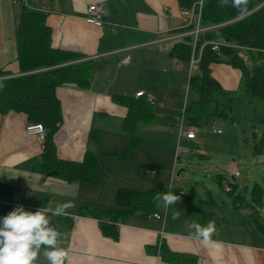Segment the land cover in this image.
Wrapping results in <instances>:
<instances>
[{
    "label": "crops",
    "instance_id": "obj_1",
    "mask_svg": "<svg viewBox=\"0 0 264 264\" xmlns=\"http://www.w3.org/2000/svg\"><path fill=\"white\" fill-rule=\"evenodd\" d=\"M97 1L100 0H0V69L15 75L21 73L16 41L21 6L45 12L47 24L52 28V47L78 54L75 62L91 61L88 87L65 83L56 88L62 106V122L54 135L58 157L81 161L91 152L96 155L100 179L109 173L117 176L116 169L140 168L144 175L143 172L149 173L148 169L155 167L143 164L144 136L136 130L137 137L132 144L131 137L124 131L128 108L114 96L136 97L137 92L145 91L144 97H155L156 120L140 125L171 128L172 138L157 142H172L175 146L176 131L179 138L183 120V103L177 101V97L180 99L186 92L191 71L186 63L171 55L174 43L160 39L163 33L181 28L185 17L177 0H105L108 14L106 22L99 27L86 17L88 5ZM211 69L213 77L225 90L238 87L240 71L227 63H213ZM29 122L24 112L0 113V216L5 215L8 208L19 205L35 211L71 204L64 215L47 214L50 225L58 233L56 246L66 253L64 264H178L162 260L159 250L162 242L171 251L185 255L184 264H264V237L252 224L248 211L237 210L231 200L227 208L236 213V230L231 218L227 220L226 230L222 221H218L210 237L219 241L221 247H205L199 239L193 238L196 226L207 224L204 203H209L207 196L211 189L201 191L204 194L199 198L202 205L193 210L201 212L198 217L187 213L192 212V205L187 209V204L195 201L194 196L200 192L192 195L182 187L188 198L166 206L160 199L169 191L164 189L154 212L164 214V220L154 218L153 213L149 216L133 213L126 219L123 216L117 240L105 236L100 220L91 214L97 209H118L119 188L147 190L166 185L161 182L153 186L121 184L103 192L97 189L100 182H69L44 174L40 168L43 141L26 132ZM91 131L98 132V141L90 138ZM197 137L196 133L194 139H181L185 138L183 145L191 146ZM115 152L123 155L113 154ZM162 172L159 169L155 175L161 176ZM181 181L178 179L176 185ZM94 189L99 191V196L80 199L82 195L91 197ZM114 204V208L107 206ZM179 207L187 210L182 212ZM105 219L109 220V216ZM33 264L48 262L38 253Z\"/></svg>",
    "mask_w": 264,
    "mask_h": 264
},
{
    "label": "trees",
    "instance_id": "obj_2",
    "mask_svg": "<svg viewBox=\"0 0 264 264\" xmlns=\"http://www.w3.org/2000/svg\"><path fill=\"white\" fill-rule=\"evenodd\" d=\"M177 1L181 10L191 8L195 4L198 7V4H201L200 23L210 28L198 33L197 37L189 34L181 40L165 39L179 31L182 26L174 32L163 33L160 40L174 43L171 47V55L186 63L188 70L192 72L188 76L187 92L193 88L198 95L189 105H183L182 122L184 123L181 122L183 129L211 123L209 116L229 118L234 98L228 96L227 90L213 77L211 69L213 63H227L240 71L238 88L241 96L256 97L264 101V0H247V10L244 15H240L231 6V0L224 5H221L219 0ZM182 16L185 17L183 14ZM46 18L45 12L30 10L25 5L21 6L16 25L21 73L15 75L0 69V113L5 114L11 110L24 112L30 122H40L44 125L46 134L43 139L44 150L40 158L42 173L69 182L96 184L100 180L96 171L98 164L96 155L88 151L81 161L65 160L58 157L54 143V135L62 122V106L56 95V88L65 83L88 87L91 81V61L75 62L79 58L78 54L53 48L52 28L47 24ZM106 18L107 15L105 22ZM213 25L219 26L212 28ZM193 26L195 25L191 24L187 28L193 29ZM211 41L223 44L219 51L212 48ZM193 58H199V61L193 64ZM114 99L128 108L124 131L131 137L133 144L140 123L156 120L153 106L157 101L152 103L144 96H114ZM260 121L264 122V115ZM231 122L234 129L235 119L231 118ZM243 130L246 131L245 128ZM247 133L245 132V143L249 142ZM253 136L250 146L254 154L264 155V130L260 134L255 131ZM90 138L98 141V132L91 131ZM131 147L133 148V145ZM113 154L123 155L117 152ZM155 173L151 170L149 172V174ZM236 176L237 174L227 180L223 174L218 173L216 180L221 185H224V179L227 181V185L222 186L226 193L232 195L231 201L235 204L232 206H236L237 210L248 211L252 224L264 237V187L258 178L255 179L250 198L249 184L247 183L248 185L246 184L245 189L242 190ZM164 189H171L172 192L183 190L185 194L182 199L188 198V193L182 187H175L172 181L170 187L162 186L147 190L119 188L118 209H97L91 216L100 220V228L105 236L117 240L120 235L121 220L124 221V218L137 212H141L144 216L154 213ZM13 208L15 207L8 208V212ZM106 215L109 216V220L105 219ZM159 247L164 262L185 263V255L171 251L163 242Z\"/></svg>",
    "mask_w": 264,
    "mask_h": 264
},
{
    "label": "rangeland",
    "instance_id": "obj_3",
    "mask_svg": "<svg viewBox=\"0 0 264 264\" xmlns=\"http://www.w3.org/2000/svg\"><path fill=\"white\" fill-rule=\"evenodd\" d=\"M227 95L234 98L231 112L228 115L229 118L217 115L209 116L211 123L193 127L196 129L198 137L192 142L193 145L190 146V151H181L184 144L183 139L185 138L181 139L180 143H177V131L175 146L172 142H157L158 139L167 140L168 137L172 138L173 130L171 128H144V126L140 125L139 131L138 127V133L141 132L145 140L144 149L146 154L143 164L147 167L154 164L155 167H157V171H159V169L160 171H164L161 176L149 174L147 172H143L144 175H142L140 168H130L128 170L116 169L114 171L117 173V176L112 175V173L101 176V179L97 182V184L100 182L97 189L108 192L110 189L118 188L121 184L153 186L159 185L160 182L170 187L172 181L173 184L175 182V186L186 188L192 195L200 192V194L194 196L193 199L195 201L187 204V209L192 205V212L187 213L195 217L201 215L200 211H193L196 206L202 205L199 198H203L204 194H202L201 191L211 189V194L207 196L209 203H204L206 207V223L212 222L215 224L218 221H222L223 229L226 230V228H228L227 220L231 218V222H233L236 230V213H233L232 210L227 208L232 195L226 193L223 186L227 185L225 179H232L233 166L236 165L239 169V174H237L236 178L241 184L242 190L245 189L247 183L249 184L250 198L255 179L258 178V181L264 187V155H255L252 146H250V143L252 144L253 141L254 132L256 131L260 134L264 130V122L260 121V118L264 115V101L256 97L248 98L241 96L238 87L228 89ZM180 96V99L177 97V101L182 102L183 105H189L198 95L196 91L191 88L188 92L186 89V92H183ZM231 118L235 119L236 125L234 129ZM214 128L222 130V133L214 132ZM243 128L246 129L245 132H248V143H245L246 137ZM177 149L179 150V155L177 154ZM177 156H179V159L175 162ZM231 162L230 169L229 165ZM100 165H102V162H100ZM150 170L152 169H148V172H150ZM218 173L224 175L225 179L224 185L222 184L223 186L216 180V175ZM178 179L182 180L179 183L180 185H176ZM97 196H99V191L94 189L91 197L82 195L80 199H94ZM180 199L182 198H179V200ZM107 206L110 209L114 208L116 205ZM179 209L182 212L187 210L182 207H179ZM7 213L8 209L5 215ZM180 221H185V218H180ZM184 223L185 222H180V224Z\"/></svg>",
    "mask_w": 264,
    "mask_h": 264
},
{
    "label": "clouds",
    "instance_id": "obj_4",
    "mask_svg": "<svg viewBox=\"0 0 264 264\" xmlns=\"http://www.w3.org/2000/svg\"><path fill=\"white\" fill-rule=\"evenodd\" d=\"M221 5L228 0H219ZM231 6L240 15L247 10V0H231ZM160 199L166 206L174 204L179 196L171 191L161 195ZM71 204H61L55 209L47 207L38 208L35 211L26 210L19 205L0 216V264H33L37 254L44 256L48 264H64L66 253L57 247V231L50 225L52 216L65 214V209ZM214 232V224L208 222L204 226H196L194 239H199L205 247L219 249L221 243L210 237Z\"/></svg>",
    "mask_w": 264,
    "mask_h": 264
},
{
    "label": "built area",
    "instance_id": "obj_5",
    "mask_svg": "<svg viewBox=\"0 0 264 264\" xmlns=\"http://www.w3.org/2000/svg\"><path fill=\"white\" fill-rule=\"evenodd\" d=\"M199 5L200 6L198 9L195 8V5L191 8L182 9L181 13L187 18V21L185 22V24L183 25V27L179 31L173 33L172 35L167 36L165 39H179V40H181L189 34H191V35L194 34L195 37H197L198 33L205 31L207 29H210L209 27L202 26L200 23L201 4H199ZM107 12H108V8H107L105 0H100L97 2L90 3L88 5L87 10H86V17L90 23H92L94 25H102L105 22V17L107 15ZM191 24H194L195 26H193V29H188L187 27L191 26ZM218 26L219 25H213L212 28H216ZM211 43H212V48L216 51H219L220 46L223 45L221 42H217V41H211ZM195 44H196V39H195L194 45ZM201 51H202V48H201ZM198 61H199V58H193L192 59L193 64L197 63ZM145 94H146L145 91H139L136 93V96L137 97L145 96ZM148 99L152 103H155L157 101V99L151 95L148 96ZM213 130L216 133L222 132V130L216 129V128H214ZM26 132L28 134L35 135L38 138V140H40V141H43L44 136L46 134L45 127L40 122L28 123L26 125ZM183 136H185L188 139H194L196 137L195 129L189 127L186 130V129H183V127L181 125L180 130H179L178 143H180L181 138ZM181 151L182 152L190 151V147L187 145H183ZM178 152H179V150L177 149V154L179 155ZM178 157L179 156H177L175 162H177ZM233 167H234V169L232 170V175L235 176L236 174L239 173V171H238V168L236 166H233ZM156 171H157V167H153L151 170L152 173H155ZM173 193H175V192H173ZM176 194L179 196V198H182L184 196L185 192L182 190V191L176 192ZM152 216L156 219H159V220H164V218H165L164 215L160 214V213H153Z\"/></svg>",
    "mask_w": 264,
    "mask_h": 264
},
{
    "label": "bare ground",
    "instance_id": "obj_6",
    "mask_svg": "<svg viewBox=\"0 0 264 264\" xmlns=\"http://www.w3.org/2000/svg\"><path fill=\"white\" fill-rule=\"evenodd\" d=\"M193 6H194V5H193ZM199 6H200V5L198 4V7H196V4H195V8H196V9H198V8H199Z\"/></svg>",
    "mask_w": 264,
    "mask_h": 264
}]
</instances>
